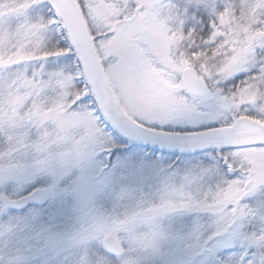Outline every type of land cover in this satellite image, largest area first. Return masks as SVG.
Returning a JSON list of instances; mask_svg holds the SVG:
<instances>
[{"label":"snow or ice","instance_id":"obj_1","mask_svg":"<svg viewBox=\"0 0 264 264\" xmlns=\"http://www.w3.org/2000/svg\"><path fill=\"white\" fill-rule=\"evenodd\" d=\"M0 264H264V0H0Z\"/></svg>","mask_w":264,"mask_h":264}]
</instances>
